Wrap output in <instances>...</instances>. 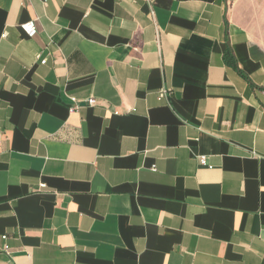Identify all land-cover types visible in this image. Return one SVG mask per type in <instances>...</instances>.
Listing matches in <instances>:
<instances>
[{"label": "crops", "instance_id": "1", "mask_svg": "<svg viewBox=\"0 0 264 264\" xmlns=\"http://www.w3.org/2000/svg\"><path fill=\"white\" fill-rule=\"evenodd\" d=\"M0 264H264V0H0Z\"/></svg>", "mask_w": 264, "mask_h": 264}, {"label": "built area", "instance_id": "2", "mask_svg": "<svg viewBox=\"0 0 264 264\" xmlns=\"http://www.w3.org/2000/svg\"><path fill=\"white\" fill-rule=\"evenodd\" d=\"M20 30L22 31V33L28 38V39H33L36 35H37V28H36V24L33 20L27 21L23 24H21L19 26ZM41 64H44L45 61L42 60L40 62ZM164 95V93L162 92L161 94H159V97L162 98ZM70 102L73 104V106L69 109V112H74L77 108V102L74 98H70ZM90 106L95 104V101L93 99L88 100L87 102ZM199 163L202 166H206V159L205 157H200L199 158ZM2 239H5V236L2 237Z\"/></svg>", "mask_w": 264, "mask_h": 264}]
</instances>
